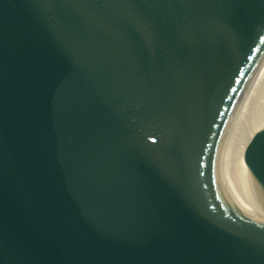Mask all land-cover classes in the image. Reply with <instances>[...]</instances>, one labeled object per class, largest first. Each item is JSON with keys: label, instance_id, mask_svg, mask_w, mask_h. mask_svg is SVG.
Returning <instances> with one entry per match:
<instances>
[{"label": "water", "instance_id": "95a60500", "mask_svg": "<svg viewBox=\"0 0 264 264\" xmlns=\"http://www.w3.org/2000/svg\"><path fill=\"white\" fill-rule=\"evenodd\" d=\"M264 0H0V264H264Z\"/></svg>", "mask_w": 264, "mask_h": 264}, {"label": "bare ground", "instance_id": "6f19581e", "mask_svg": "<svg viewBox=\"0 0 264 264\" xmlns=\"http://www.w3.org/2000/svg\"><path fill=\"white\" fill-rule=\"evenodd\" d=\"M264 106V54L257 63L231 114H252Z\"/></svg>", "mask_w": 264, "mask_h": 264}]
</instances>
